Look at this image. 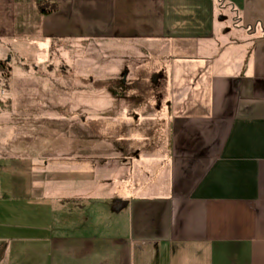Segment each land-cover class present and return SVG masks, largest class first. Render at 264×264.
<instances>
[{
	"label": "crops",
	"instance_id": "0c3cea01",
	"mask_svg": "<svg viewBox=\"0 0 264 264\" xmlns=\"http://www.w3.org/2000/svg\"><path fill=\"white\" fill-rule=\"evenodd\" d=\"M42 1L0 0L12 82L85 44L154 56L166 89L94 95L95 137L72 138L69 108L47 159L24 141L39 113L12 124L0 97V172L31 179L0 194V264H264V0Z\"/></svg>",
	"mask_w": 264,
	"mask_h": 264
},
{
	"label": "rangeland",
	"instance_id": "374dc122",
	"mask_svg": "<svg viewBox=\"0 0 264 264\" xmlns=\"http://www.w3.org/2000/svg\"><path fill=\"white\" fill-rule=\"evenodd\" d=\"M149 56L145 57L143 52L132 48L71 45L65 52H56L51 56L49 60L51 67L46 72H34L35 77L28 76L31 79L27 77L19 79L15 63L12 62L14 82L9 79V72L2 73L0 79V97L3 100H11V110L6 114V120L13 124V122L20 121L19 118L23 111L33 112L32 115L23 116L25 119L21 121L26 123L30 121V118L34 121L35 112L39 113L41 128L37 136H24V141L28 139V143L38 148V154L43 153L45 159L51 158L53 154L61 153L63 143L68 141L66 111L69 108L72 111V138L75 140L79 134L95 137L99 133H109L105 127L110 125V120H96L97 117L94 115L98 113L92 112L94 109L92 106L88 109L89 105H95L91 99L94 95L108 97L113 94H124L133 99L145 100L139 96L163 95L166 89L165 79L159 71L158 59ZM6 74H8L7 77ZM89 113H94V115L86 119ZM132 113L137 115L141 112L136 110ZM80 118H84L83 121ZM97 121L99 123H96ZM152 127L159 130L162 128V123L161 126L155 123ZM131 128L135 129L134 133L141 130L137 126ZM62 132L65 133L62 134ZM11 139L14 141L15 134L11 135ZM44 148H50L56 152L52 154ZM33 152L36 153V151ZM9 165L6 171L3 165L4 171L0 172V194H14L17 181L24 180L25 177L24 173L20 174V167ZM24 181H21V185L25 186L26 190L22 191L30 193L31 179L27 180V184Z\"/></svg>",
	"mask_w": 264,
	"mask_h": 264
},
{
	"label": "trees",
	"instance_id": "16d2710c",
	"mask_svg": "<svg viewBox=\"0 0 264 264\" xmlns=\"http://www.w3.org/2000/svg\"><path fill=\"white\" fill-rule=\"evenodd\" d=\"M37 6H38L39 12L43 15L50 14V13L56 11V9H57V4H51V3L43 2L42 0H37ZM9 70L10 69L8 66V61L7 60L0 61V72L5 73V72H9ZM7 76H8V74H6V77ZM7 104H8V102L7 103L1 102V100H0V108H4V106Z\"/></svg>",
	"mask_w": 264,
	"mask_h": 264
},
{
	"label": "water",
	"instance_id": "95a60500",
	"mask_svg": "<svg viewBox=\"0 0 264 264\" xmlns=\"http://www.w3.org/2000/svg\"><path fill=\"white\" fill-rule=\"evenodd\" d=\"M8 61V60H7ZM123 81H124V78H123Z\"/></svg>",
	"mask_w": 264,
	"mask_h": 264
}]
</instances>
